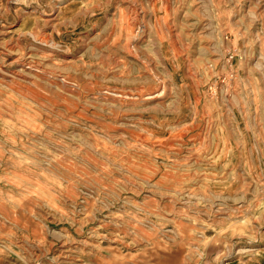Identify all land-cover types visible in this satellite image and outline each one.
<instances>
[{
  "label": "rangeland",
  "instance_id": "1",
  "mask_svg": "<svg viewBox=\"0 0 264 264\" xmlns=\"http://www.w3.org/2000/svg\"><path fill=\"white\" fill-rule=\"evenodd\" d=\"M0 132V264H264V0H0Z\"/></svg>",
  "mask_w": 264,
  "mask_h": 264
},
{
  "label": "bare ground",
  "instance_id": "2",
  "mask_svg": "<svg viewBox=\"0 0 264 264\" xmlns=\"http://www.w3.org/2000/svg\"><path fill=\"white\" fill-rule=\"evenodd\" d=\"M122 14V13H121ZM6 49V48H5ZM11 51V50H10ZM31 54V53H30ZM29 54V55H30ZM19 56V55H18ZM18 59V58H17ZM34 59V58H33ZM31 60V59H30ZM19 61V60H18ZM33 61V60H32ZM19 63V62H18ZM31 63V62H30ZM18 65V64H17ZM21 65V64H20ZM24 67V66H23ZM68 68V67H67ZM20 71H22V70H20ZM24 72H26V74H29V72H27V71H25V70H23ZM17 72V71H16ZM19 73V72H18ZM18 73H16V74H18ZM68 77V76H67ZM69 80V79H68ZM117 93V92H116ZM122 94V93H121ZM129 96V95H128ZM153 98V96L151 95V94H149V96H148V98ZM0 134H1V132H0ZM6 137V136H5ZM18 138V137H17ZM1 140V139H0ZM8 141H10V140H8ZM13 142H15V141H13ZM6 143V142H5ZM11 143V142H10ZM14 144H16V143H14ZM8 148V147H7ZM73 150V149H72ZM4 152V151H3ZM69 152V151H68ZM69 154V153H68ZM2 157V156H1ZM4 157V156H3ZM52 158H53V156H52ZM25 159V158H24ZM55 159V158H54ZM2 160V159H1ZM51 160V159H50ZM22 161H24V160H22ZM48 161V160H47ZM51 162V161H50ZM49 162V163H50ZM26 163V162H25ZM25 163H23V164H25ZM29 163V161L27 162V164ZM64 163H65V161H64ZM18 166V165H17ZM20 166V165H19ZM26 167V166H25ZM21 168V167H20ZM25 169V168H24ZM27 170V169H26ZM27 174V173H26ZM18 175V174H17ZM28 175V174H27ZM40 178V177H39ZM21 179V178H20ZM60 179V178H59ZM37 181V180H36ZM15 183V182H14ZM19 185V184H18ZM39 185V184H38ZM27 187V186H26ZM0 201H2V200H0ZM4 201V200H3ZM1 203V202H0ZM7 204H8V202H7ZM10 204V203H9ZM87 204V203H86ZM11 206V205H10ZM18 207V206H17ZM16 209V208H15ZM6 219V218H5ZM4 219V220H5ZM7 221H9V220H7ZM90 222V221H89ZM63 253V252H62Z\"/></svg>",
  "mask_w": 264,
  "mask_h": 264
}]
</instances>
